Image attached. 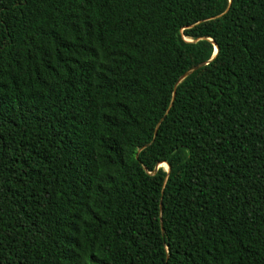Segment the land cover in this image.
I'll return each instance as SVG.
<instances>
[{"label": "trees", "instance_id": "obj_1", "mask_svg": "<svg viewBox=\"0 0 264 264\" xmlns=\"http://www.w3.org/2000/svg\"><path fill=\"white\" fill-rule=\"evenodd\" d=\"M0 264H264V0H0Z\"/></svg>", "mask_w": 264, "mask_h": 264}, {"label": "water", "instance_id": "obj_2", "mask_svg": "<svg viewBox=\"0 0 264 264\" xmlns=\"http://www.w3.org/2000/svg\"><path fill=\"white\" fill-rule=\"evenodd\" d=\"M216 52H217V48H215V53L214 54H216ZM199 66H196V67H193V68H191L190 70H188L187 72H185V74L182 76V77H180V79H179V81L180 80H182V79H184L185 77H187V76H189L194 70H196L197 68H198ZM175 94V93H174ZM173 94V95H174ZM174 97V96H173ZM166 164V163H165ZM166 171H168L169 170V166L166 164Z\"/></svg>", "mask_w": 264, "mask_h": 264}, {"label": "rangeland", "instance_id": "obj_3", "mask_svg": "<svg viewBox=\"0 0 264 264\" xmlns=\"http://www.w3.org/2000/svg\"><path fill=\"white\" fill-rule=\"evenodd\" d=\"M159 167H162V168L166 169V167H163V166H159Z\"/></svg>", "mask_w": 264, "mask_h": 264}, {"label": "bare ground", "instance_id": "obj_4", "mask_svg": "<svg viewBox=\"0 0 264 264\" xmlns=\"http://www.w3.org/2000/svg\"><path fill=\"white\" fill-rule=\"evenodd\" d=\"M163 166H165L166 167V165H163ZM167 168V167H166Z\"/></svg>", "mask_w": 264, "mask_h": 264}]
</instances>
